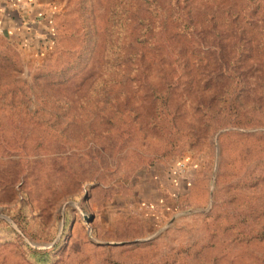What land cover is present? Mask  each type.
Masks as SVG:
<instances>
[{
    "label": "rangeland",
    "instance_id": "1",
    "mask_svg": "<svg viewBox=\"0 0 264 264\" xmlns=\"http://www.w3.org/2000/svg\"><path fill=\"white\" fill-rule=\"evenodd\" d=\"M112 2L55 0L41 38L0 30V264H264V118L213 111L240 36L199 7L197 54L115 52ZM258 59L238 69L264 111Z\"/></svg>",
    "mask_w": 264,
    "mask_h": 264
},
{
    "label": "trees",
    "instance_id": "2",
    "mask_svg": "<svg viewBox=\"0 0 264 264\" xmlns=\"http://www.w3.org/2000/svg\"><path fill=\"white\" fill-rule=\"evenodd\" d=\"M169 0L168 10L160 0H113L109 9L110 33L112 34L113 51H124L127 47H138L143 56L166 55L171 59L179 54L178 48L197 54L198 50L191 46L196 27L199 7L208 10L207 29L219 33L215 25V15L219 14L226 25V32L240 36L235 42L232 54L225 63L224 75L228 82L218 98L217 107L213 111L222 116L227 123L250 124L264 118V111L259 106L244 102L246 90L244 78L239 71L240 61L259 55L258 65L264 70V0ZM220 11V12H219ZM249 45L250 47H248ZM264 98V77L260 80ZM158 110L162 118L167 111V92L157 93ZM257 237L264 236V228L258 230ZM31 256L42 260L44 252L29 246Z\"/></svg>",
    "mask_w": 264,
    "mask_h": 264
},
{
    "label": "crops",
    "instance_id": "3",
    "mask_svg": "<svg viewBox=\"0 0 264 264\" xmlns=\"http://www.w3.org/2000/svg\"><path fill=\"white\" fill-rule=\"evenodd\" d=\"M55 5V0H0V30L21 38H41Z\"/></svg>",
    "mask_w": 264,
    "mask_h": 264
}]
</instances>
